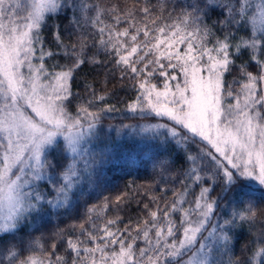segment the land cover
<instances>
[{"label": "snow or ice", "instance_id": "snow-or-ice-1", "mask_svg": "<svg viewBox=\"0 0 264 264\" xmlns=\"http://www.w3.org/2000/svg\"><path fill=\"white\" fill-rule=\"evenodd\" d=\"M60 17L68 40L57 27L46 46ZM85 64L119 72L136 93L126 111L140 123L118 135L174 146L182 171L160 195L143 193L135 220L119 215L127 194L105 197L50 247L18 240L31 217L79 207L112 162L98 125L115 106L92 85L86 99L73 92ZM252 182L264 189V0H0V264H264V230L240 256L233 247L256 220L241 195Z\"/></svg>", "mask_w": 264, "mask_h": 264}, {"label": "trees", "instance_id": "trees-1", "mask_svg": "<svg viewBox=\"0 0 264 264\" xmlns=\"http://www.w3.org/2000/svg\"><path fill=\"white\" fill-rule=\"evenodd\" d=\"M112 2H115V0H112ZM120 2L123 3V0H120ZM129 3H131V0H129ZM153 3H155V0H153ZM217 19L213 15L208 23L211 24ZM48 24L49 28L43 33L47 42L46 46H51L53 39L51 33L57 27L63 34L65 42H67L68 34L72 30L69 28L68 20L63 17L59 19L53 18L48 21ZM239 34L242 33H234V35ZM52 50L56 51L55 48ZM99 58L105 59L103 54ZM55 59L60 63H64V60L60 57ZM245 59H247L246 55L241 60H237L236 65H239ZM53 62L50 60L48 63L51 64ZM107 68L111 69L112 65L109 63ZM236 74V72L228 74L226 77L227 81L231 82ZM86 85H92L99 94H107L105 103L114 105L116 108V111L102 113L101 121L98 125V133L101 139L97 147L102 149L105 144H110L112 162L102 166L97 186L85 196L79 207L70 210L66 214L52 215L42 213L39 216L31 217L30 222L25 223L19 229L18 240L27 241L29 234H31L32 237H39L45 247H50L52 243L59 242L62 234H66L71 230L70 226L73 223H78L82 219L86 208L90 204H99L105 197H108L114 203L117 196L127 194L128 200L121 206L119 215L125 223L129 219L135 220L141 214L140 209L143 207L142 203L137 204V200L144 203L148 202V196L143 195V193L150 189L156 195H160V189L165 185L169 188L173 187L175 178L182 171V162L176 160L174 146L164 147L157 141L141 140L139 136L131 133L129 129H122L118 135L116 129L121 125L140 123L138 116L133 117L131 113L126 111L127 104L136 95L135 91L130 88L127 79L121 81L119 72L113 74L112 71H106L103 65L93 66L85 64L76 75L73 92H78L80 97L86 99ZM76 103L77 101L73 100L70 106L73 110ZM103 106L104 103H101L100 107ZM107 127H110V130H107ZM54 154L52 153V155ZM149 156H152V158L150 159ZM166 160L170 162L161 167V162ZM175 187H180V185L175 183ZM212 195L215 196V192ZM241 195L256 202V220L251 229H249L248 224H245L243 228L235 230L233 244L235 256H240L244 244L251 238V232L264 230V189L246 184ZM168 196H171L170 191ZM231 208L232 205L221 201V208L218 211L226 213L230 212ZM108 215L111 217L117 215V213L111 211ZM60 230H64V232L61 233ZM223 258L225 262L228 260L227 255H224Z\"/></svg>", "mask_w": 264, "mask_h": 264}, {"label": "rangeland", "instance_id": "rangeland-1", "mask_svg": "<svg viewBox=\"0 0 264 264\" xmlns=\"http://www.w3.org/2000/svg\"><path fill=\"white\" fill-rule=\"evenodd\" d=\"M118 114H122V113H118ZM107 130H110V127H107ZM250 185H251L252 187H260V186H258L255 182L250 183ZM223 260L225 261L224 258H223Z\"/></svg>", "mask_w": 264, "mask_h": 264}]
</instances>
